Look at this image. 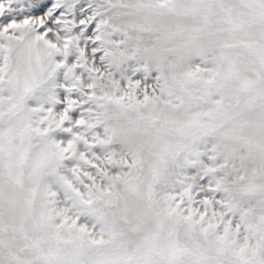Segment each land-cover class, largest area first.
I'll return each mask as SVG.
<instances>
[{"label": "snow or ice", "instance_id": "obj_1", "mask_svg": "<svg viewBox=\"0 0 264 264\" xmlns=\"http://www.w3.org/2000/svg\"><path fill=\"white\" fill-rule=\"evenodd\" d=\"M0 264H264V0H0Z\"/></svg>", "mask_w": 264, "mask_h": 264}]
</instances>
